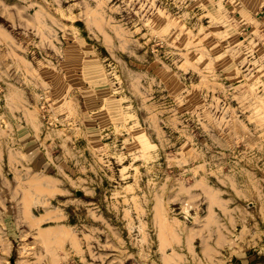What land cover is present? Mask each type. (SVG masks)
<instances>
[{
	"label": "rangeland",
	"instance_id": "obj_1",
	"mask_svg": "<svg viewBox=\"0 0 264 264\" xmlns=\"http://www.w3.org/2000/svg\"><path fill=\"white\" fill-rule=\"evenodd\" d=\"M0 264H264V0H0Z\"/></svg>",
	"mask_w": 264,
	"mask_h": 264
}]
</instances>
